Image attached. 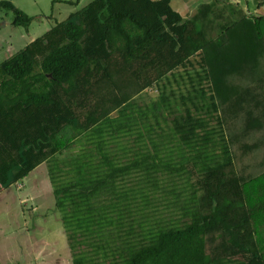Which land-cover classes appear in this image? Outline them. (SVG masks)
<instances>
[{
  "label": "trees",
  "instance_id": "trees-1",
  "mask_svg": "<svg viewBox=\"0 0 264 264\" xmlns=\"http://www.w3.org/2000/svg\"><path fill=\"white\" fill-rule=\"evenodd\" d=\"M43 163L73 264H264V15L93 0L57 22L0 63V185Z\"/></svg>",
  "mask_w": 264,
  "mask_h": 264
},
{
  "label": "rangeland",
  "instance_id": "rangeland-1",
  "mask_svg": "<svg viewBox=\"0 0 264 264\" xmlns=\"http://www.w3.org/2000/svg\"><path fill=\"white\" fill-rule=\"evenodd\" d=\"M1 1L12 2L17 8L21 9L26 14L33 17V21L29 28H26L24 26H16L13 24L14 15L12 11L7 9H0V63L14 55L21 49H23L27 44H29L33 40L44 35L57 22L66 20L71 13H74L86 7L93 0H0V2ZM181 76L183 80L180 79L179 74L176 77L174 76L175 78L169 76V78L166 79L167 81L170 80V85L165 84L167 85L166 87L168 91L174 89V87H178L176 78L179 80V83L181 85V87L179 88H186V85L189 84L187 75L182 72ZM159 94L160 92L156 88L147 92L143 91L137 96V98L133 99L131 103H137L141 101L147 102L151 98L158 97ZM210 125L211 127H216L215 120H211ZM84 141L85 140L81 136L79 144H83ZM79 144L76 145L74 148L65 151V156L75 155L77 149H79L80 147ZM215 152L216 154H220V148L216 149ZM45 172L46 168H43L40 171V174L43 176ZM35 176L38 177V174H35ZM133 179L134 185L140 182V180L136 179L135 176L133 177ZM37 186L38 185L37 183L35 184V181H32V183L29 182L24 192L22 194L20 193V197L24 200V203L21 208L24 207L23 213L27 219V225L29 226L33 224L32 221L34 220V217L36 219L37 216H41L40 218H37L40 219L39 222L37 220L38 223H41L42 225H47L46 229H44L43 231L35 232L32 230L31 233V236H36L37 239L42 242L41 258L43 260L38 261L37 263L24 262L25 257H28L29 255L24 252L26 251L24 245H21L24 244V241H28V239L21 238L19 240L15 239L14 244L16 247V249H14V254H16L14 258L19 259V263L16 264H73L75 251L71 248L68 239L67 229L66 232L64 230V223L56 206V198L53 194V187L51 183L47 182L46 180L43 181L41 185H39L40 187ZM129 186H132V182L129 183ZM35 188L37 190H35ZM34 191H38L36 200H32L30 197L27 196ZM164 205L165 204L162 203L157 206H154L152 207L154 208V211H152L156 213L157 218L161 217L164 219H169V209L166 210L167 208H165L166 206ZM6 208L7 207L3 206V210L0 211V228L3 229V227H5V231L10 225H12L9 222V216H11L12 214L7 211L5 212ZM14 208L17 209L16 207ZM16 214L17 212L13 211V220L17 219ZM7 215L8 220H6ZM19 215L21 217V219L19 218L20 221H24V215ZM46 218L47 221H45ZM20 223L22 224L23 222ZM13 224H15V221ZM4 230L0 231L2 232ZM31 240L32 242H34L35 239L32 237ZM32 257L34 256L32 255Z\"/></svg>",
  "mask_w": 264,
  "mask_h": 264
},
{
  "label": "crops",
  "instance_id": "crops-1",
  "mask_svg": "<svg viewBox=\"0 0 264 264\" xmlns=\"http://www.w3.org/2000/svg\"><path fill=\"white\" fill-rule=\"evenodd\" d=\"M212 0H171V5L173 6V8L175 10H177L179 13L182 14L183 17H189L193 14L196 13L197 8L203 4L204 2H210ZM226 0H219V2H224ZM231 1H235V0H231ZM244 1V10L249 13H256V14H261L264 15V6L261 8H257L254 1L253 0H243ZM170 81V80H169ZM165 80L164 81V85H170V82ZM178 83V82H177ZM178 87L174 89H179L180 83L177 84ZM154 88H149L146 89L144 92L147 91H151ZM137 98V96L135 97ZM134 98V99H135ZM152 99V98H151ZM149 102V101H147ZM147 102H139L142 104H146ZM46 168V172L44 173V175L42 176L40 174V171ZM35 174H38V177L35 176ZM42 176V177H41ZM43 178V179H41ZM47 181L49 183H51L52 187V181L50 178V170L49 167L47 165V163H43L41 165H39L38 167H36L28 177L24 178L21 181H18L17 183H13L8 187H3L0 185V211H2V207H7L5 209V212H9L13 215V211H16V220H13L12 215L9 216V222L12 225H8V229H6V231L4 230L5 227L0 228V230H4V231H0V263L1 264H16L19 263L18 260L19 259H15L14 256L16 254H14V249H16L15 247V239L19 240L21 238H27L28 241H24V244H22L21 246L24 245V247L26 248V254H28V257H25L24 262L30 263V262H38L43 260L42 257V252H41V247H42V242L40 240L37 239L36 236H31L32 230L33 231H43L44 229H46L47 225H42L41 223H38L40 221L41 216H37V218L32 221L33 224L31 225H27V219L23 213L24 207L21 208V206L23 205V199H21L20 197V193L22 194L24 192V190L27 188V185L29 182L32 183V181H35V184L37 183V187H40L39 185H41V183L43 181ZM35 190H37L35 188ZM19 193V194H18ZM37 194L38 191H34L32 193H30L29 195H27L28 197H30L32 200L33 199H37ZM53 194H54V187H53ZM26 196V197H27ZM55 196V194H54ZM14 207H16L17 209H15ZM21 208V210H20ZM19 214H23L24 215V221H20L21 217ZM6 220H8V215L6 216ZM43 217V216H42ZM20 218V219H19ZM5 220V221H6ZM38 220V222H37ZM15 221V224H13ZM45 221H47V218L45 219ZM7 222V221H6ZM20 222H23L22 224ZM6 224V223H5ZM9 224V223H7ZM5 226V225H3ZM64 230L66 232V229L64 227ZM34 238V242H32L31 238ZM30 239V240H29ZM34 257H32V255ZM31 255V256H30ZM23 261V260H22Z\"/></svg>",
  "mask_w": 264,
  "mask_h": 264
}]
</instances>
